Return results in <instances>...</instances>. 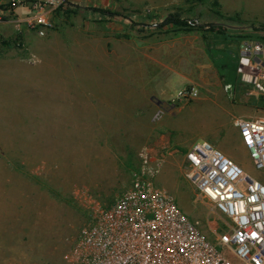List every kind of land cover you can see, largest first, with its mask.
<instances>
[{
	"label": "rangeland",
	"instance_id": "374dc122",
	"mask_svg": "<svg viewBox=\"0 0 264 264\" xmlns=\"http://www.w3.org/2000/svg\"><path fill=\"white\" fill-rule=\"evenodd\" d=\"M35 1H22L26 16ZM68 1L44 36L17 14L0 22V264H72L90 221L75 189L112 204L142 174L145 147L161 161L156 186L214 240L186 153L207 141L261 177L234 123L264 118V97L238 71L242 43L264 44L253 29L264 25V0H110L119 33L117 16L91 18L73 5L82 0ZM170 16L190 25H137ZM192 85L199 98L174 102Z\"/></svg>",
	"mask_w": 264,
	"mask_h": 264
},
{
	"label": "built area",
	"instance_id": "2783aa9c",
	"mask_svg": "<svg viewBox=\"0 0 264 264\" xmlns=\"http://www.w3.org/2000/svg\"><path fill=\"white\" fill-rule=\"evenodd\" d=\"M22 1L7 0L2 6L10 13ZM69 3L36 0L18 23L44 36L53 26L54 13ZM3 18L7 15L0 9V22ZM238 71L242 82L264 97L263 43H242ZM199 96V87L187 86L174 102L188 103ZM158 108L156 120L166 111L164 103ZM234 124L261 177L207 141L195 142L186 153L185 177L209 209L207 227L214 240L172 194L156 186L161 161L145 147L142 174L112 204H104L87 185L75 189L74 197L90 221L80 229L67 259L72 264H264V118H238Z\"/></svg>",
	"mask_w": 264,
	"mask_h": 264
},
{
	"label": "crops",
	"instance_id": "0c3cea01",
	"mask_svg": "<svg viewBox=\"0 0 264 264\" xmlns=\"http://www.w3.org/2000/svg\"><path fill=\"white\" fill-rule=\"evenodd\" d=\"M5 1H7V0H0V9L6 13L7 17L12 18L14 15L16 16V14H17V15H19L20 19H22L24 16H26V13H27L26 11H28V8L25 10L24 8L19 7L20 6L19 5L18 7H15L14 9L10 10V13H9L7 11L8 9H6L5 7L2 6L5 3ZM82 1L84 3L83 5L82 4H73V5H75L76 9L79 8L80 11L87 10L86 12H88L90 14L91 18H93V16H99V15L105 18V16H103V14H101V12H98L96 10H98V9L99 10L109 9L110 10V9H112L111 7H113V4L110 2V0H82ZM20 8L23 9L24 13L23 12L19 13L20 12ZM20 19H17V22ZM116 20H117V25H116V28H114V29H115V31H117L119 33V32H121L123 30L125 25L121 24L122 21H120V17L119 16H118V18ZM148 26L157 27V26H154V24L153 25L148 24ZM170 26H173V25H167V26H164V27L166 29H168ZM181 40H182V37H178L177 39H175L172 42L173 43H177V42H179ZM186 40H188V38H186ZM238 58H239V56H238ZM203 66L205 67L206 64H204ZM203 73H204V71H203ZM185 78H186V81H184V83H189V82L193 81L189 77H185ZM171 90L172 89L166 90L164 88L163 91H169L170 92ZM246 114L248 115V117H254L253 116L254 115L253 112H246ZM236 162L239 163L238 161H236Z\"/></svg>",
	"mask_w": 264,
	"mask_h": 264
},
{
	"label": "trees",
	"instance_id": "16d2710c",
	"mask_svg": "<svg viewBox=\"0 0 264 264\" xmlns=\"http://www.w3.org/2000/svg\"><path fill=\"white\" fill-rule=\"evenodd\" d=\"M98 12H101V14H103V16H105V18L107 16H120V14L118 13H113V12H110L108 10H96ZM135 24V23H134ZM192 24H196L195 22H192ZM191 24V25H192ZM137 25H140V26H148V24H137ZM167 25H176V26H179V25H190L189 23H187V20H183L181 19L180 17H177V16H170L168 18H166L163 22H161L160 24H157V27H164V26H167ZM208 26L210 29H215L216 28V25L215 24H208L206 25ZM253 29L258 31V32H264V25H261V26H253ZM262 41H264V39H262Z\"/></svg>",
	"mask_w": 264,
	"mask_h": 264
},
{
	"label": "water",
	"instance_id": "95a60500",
	"mask_svg": "<svg viewBox=\"0 0 264 264\" xmlns=\"http://www.w3.org/2000/svg\"><path fill=\"white\" fill-rule=\"evenodd\" d=\"M255 61H256L257 63H259V62H260L259 58H257Z\"/></svg>",
	"mask_w": 264,
	"mask_h": 264
}]
</instances>
